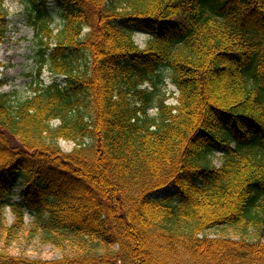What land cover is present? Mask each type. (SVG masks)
Returning <instances> with one entry per match:
<instances>
[{
    "label": "trees",
    "instance_id": "16d2710c",
    "mask_svg": "<svg viewBox=\"0 0 264 264\" xmlns=\"http://www.w3.org/2000/svg\"><path fill=\"white\" fill-rule=\"evenodd\" d=\"M31 1L65 79L0 93V239L31 214L62 256L0 264H264V0ZM7 19L0 0V44Z\"/></svg>",
    "mask_w": 264,
    "mask_h": 264
},
{
    "label": "rangeland",
    "instance_id": "374dc122",
    "mask_svg": "<svg viewBox=\"0 0 264 264\" xmlns=\"http://www.w3.org/2000/svg\"><path fill=\"white\" fill-rule=\"evenodd\" d=\"M5 7L8 11V28L6 39L0 44V80L2 82L0 93L15 96L13 102L16 104L18 101L31 97L41 82L48 85L53 78H56L57 81H62L65 78L63 76H53L50 72L48 58L51 51L46 46L47 42L50 41L46 40L42 43L41 40H45L46 36L41 35L38 27L33 26L30 22V17L35 11L33 1L5 0ZM48 8L52 12V17L48 18V26L55 33L61 27L58 9L54 1H49ZM148 39L149 35L142 29H135L134 40L141 49L146 47ZM40 45H42L43 51H41ZM161 78L163 79L162 83L159 82V79L154 80L158 88L157 102L165 100L167 104H175L174 97L178 93L171 82V70L165 69ZM144 88L151 91L154 89L150 84ZM149 113L151 116H155L157 109L152 108ZM58 124V122H55L54 126ZM60 145L67 153L75 147L74 143L66 141H61ZM222 162V152L218 151L213 159V164L221 166ZM166 194V192H162L158 196L162 197ZM18 201V196H15L13 202ZM5 218L8 227L13 225L14 215L9 207L6 208ZM33 222L34 217L31 214H26L24 230L17 233L10 240L1 238L0 254L7 253L13 258H25L30 261L49 262L60 259L62 253L59 249L45 242L42 236L32 234ZM219 233V230H213L209 235L214 237Z\"/></svg>",
    "mask_w": 264,
    "mask_h": 264
}]
</instances>
